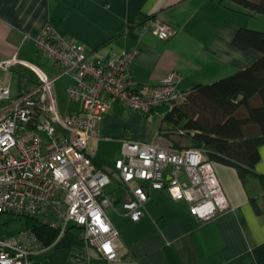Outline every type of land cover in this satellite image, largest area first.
<instances>
[{"label":"crops","instance_id":"obj_1","mask_svg":"<svg viewBox=\"0 0 264 264\" xmlns=\"http://www.w3.org/2000/svg\"><path fill=\"white\" fill-rule=\"evenodd\" d=\"M244 10L264 17L236 0H0V60L17 55L37 65L44 55L38 52L36 38L52 25L104 57L137 46L130 69L136 88L156 85L178 71L183 75L180 88L187 95L198 84L212 83L261 57L259 50H243L233 43L239 29L246 27ZM155 14L178 33L164 40L146 30L144 21ZM52 67L41 68L50 75L59 72L55 63ZM69 103L62 111L81 107L80 102ZM165 125L159 107L143 114L117 103L90 140L96 164L115 172L107 187L112 204L106 212L120 232V259L105 260L74 227L38 252L37 264H264V143L254 168L261 176L243 180L237 167L217 162L230 207L213 219H199L187 202L157 189L151 192L145 215L138 221L130 217L123 203L131 194L115 171L122 140L158 143L168 138L164 130L161 133ZM170 137L180 143L177 134Z\"/></svg>","mask_w":264,"mask_h":264},{"label":"built area","instance_id":"obj_2","mask_svg":"<svg viewBox=\"0 0 264 264\" xmlns=\"http://www.w3.org/2000/svg\"><path fill=\"white\" fill-rule=\"evenodd\" d=\"M144 28L164 40L178 33L158 14ZM36 46L59 72L50 75L17 55L0 60V212L42 218L59 229V236L79 228L88 247L116 261L124 246L106 212L112 204L107 187L115 172L96 164L90 140L117 103L148 114L183 100V75L171 71L160 83L138 89L130 79L137 46L104 57L52 25L36 38ZM64 75L73 78L67 99L80 102L79 109H61L55 85ZM216 164L204 147H177L165 137L155 144L123 139L115 161V171L131 194L123 207L140 220L157 189L187 202L199 219L211 220L230 207ZM45 248L31 229L0 233V264H37L34 257Z\"/></svg>","mask_w":264,"mask_h":264},{"label":"trees","instance_id":"obj_3","mask_svg":"<svg viewBox=\"0 0 264 264\" xmlns=\"http://www.w3.org/2000/svg\"><path fill=\"white\" fill-rule=\"evenodd\" d=\"M236 1L264 14V0ZM233 43L243 50H259L262 55L240 71L198 84L181 102L156 108H161L169 130H183L193 146L204 147L212 160L237 167L245 180L249 175L261 176L254 168L264 143V31L242 27ZM163 130L162 126L161 133ZM17 223L20 227L13 228ZM21 229L34 231L45 246L60 234L42 218L0 212L1 234L11 235Z\"/></svg>","mask_w":264,"mask_h":264},{"label":"rangeland","instance_id":"obj_4","mask_svg":"<svg viewBox=\"0 0 264 264\" xmlns=\"http://www.w3.org/2000/svg\"><path fill=\"white\" fill-rule=\"evenodd\" d=\"M264 17H255L254 15H251L250 13H247L244 10V26L251 28V29H255V30H261V27H264ZM263 31V30H262ZM41 60L37 62L38 66H41L42 68H44L45 70L47 69L52 70L53 69V59L48 57V56H40ZM46 70V71H47ZM28 74H31L30 72H28ZM71 82V77L69 75H64L62 76L60 79L57 80L56 82V92H57V96H58V100L59 103L61 104V106L65 107V106H69L70 103L68 102L67 99V87L70 85ZM182 101V100H181ZM179 101V102H181ZM178 102V103H179ZM164 135H168V140L172 141L174 144H179V147H188V146H193L191 139L189 138V136H187L183 130L180 129H173V130H169L168 129V125L164 126ZM182 131V132H181ZM181 132V133H180ZM170 134H177L176 139H179V136L181 137L180 143H177V141L174 138L170 137ZM184 144V145H183ZM19 228L20 224H14L13 228Z\"/></svg>","mask_w":264,"mask_h":264},{"label":"bare ground","instance_id":"obj_5","mask_svg":"<svg viewBox=\"0 0 264 264\" xmlns=\"http://www.w3.org/2000/svg\"><path fill=\"white\" fill-rule=\"evenodd\" d=\"M152 112V111H151Z\"/></svg>","mask_w":264,"mask_h":264}]
</instances>
